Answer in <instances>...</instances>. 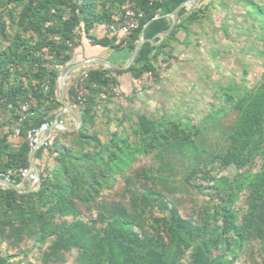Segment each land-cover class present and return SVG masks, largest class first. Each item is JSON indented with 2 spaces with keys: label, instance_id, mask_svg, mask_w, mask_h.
<instances>
[{
  "label": "trees",
  "instance_id": "trees-1",
  "mask_svg": "<svg viewBox=\"0 0 264 264\" xmlns=\"http://www.w3.org/2000/svg\"><path fill=\"white\" fill-rule=\"evenodd\" d=\"M129 1L143 18L123 45L115 36L97 38L92 32L112 23L124 0H0V177L20 183V174L30 169L33 131L53 122L62 108L58 76L83 36L91 45L124 49L130 56L158 4ZM217 1L224 5V0H201L148 58L125 70L84 66L87 77L79 97L68 78L65 98L82 124L57 130L37 151L38 190L20 193L0 185V264H20L8 252H24L27 242L36 247L41 264H63L73 251L75 264H230L219 254L224 245L257 243L264 251V66L261 80L250 88L237 82L220 87L228 104L224 112L233 111L235 120L222 130L219 149L207 151L199 143L217 115H208L206 126L186 128L179 120L139 113L134 121L125 117V126L123 117L118 120L105 108L121 74L158 80L160 65L174 57L177 34L189 37L191 26ZM246 3L264 19L263 3ZM257 53L264 57V48ZM101 106L106 124L117 120L104 140L92 131ZM64 122L75 124L71 116ZM16 130L19 141L12 142ZM147 156L153 161L149 167L134 168ZM230 166L246 171L217 176L216 169ZM118 178L125 183L124 194L106 199L104 192ZM181 189L207 196V205L182 214L174 196Z\"/></svg>",
  "mask_w": 264,
  "mask_h": 264
},
{
  "label": "rangeland",
  "instance_id": "rangeland-1",
  "mask_svg": "<svg viewBox=\"0 0 264 264\" xmlns=\"http://www.w3.org/2000/svg\"><path fill=\"white\" fill-rule=\"evenodd\" d=\"M253 1L264 5V0ZM191 30L192 34L184 37L185 41L174 43V57L168 65H160L158 80L154 81L148 75L133 82L130 73L121 74L123 89L120 86L114 87V97L105 108L111 110L110 115L116 116L114 118L121 120L123 117L125 126L129 125L126 118L134 121L139 113L153 119L164 117L179 120L186 128L206 126L210 123L208 115H217L219 120L205 132L199 142L209 151L219 149L224 144L222 130L235 120L233 111L224 112L228 104L219 92L220 87L237 82L250 88L261 80L264 57L257 51L264 48V19L254 16L246 0H224L223 6L217 1L209 15L193 24ZM182 36H185L183 31L180 32ZM244 69L246 75H243ZM105 108L101 106L99 109L92 128L102 140L106 139L109 129L112 130L117 121L106 124L103 113ZM11 141H19V137L14 135ZM152 162L151 156L142 157L134 164V168H147ZM176 168L181 169L178 164ZM243 171L246 169L234 166L215 170L217 176L230 178ZM133 179L137 185L138 181ZM124 192L125 183L118 178L114 187L103 195L108 200H118ZM174 196L182 214L206 206L208 202V197L202 193L187 192L184 189L177 191ZM239 206L243 207V201ZM1 247L5 251V243ZM22 248L24 252L17 253L16 249H12L8 253L16 254L14 260L20 264H41L36 247L31 242L22 245ZM219 254L223 256L224 262L230 264L264 263V251L260 250L257 243L243 245L241 248L234 243L231 248L224 245ZM75 257L76 252L73 251L67 255L63 264H75Z\"/></svg>",
  "mask_w": 264,
  "mask_h": 264
},
{
  "label": "crops",
  "instance_id": "crops-1",
  "mask_svg": "<svg viewBox=\"0 0 264 264\" xmlns=\"http://www.w3.org/2000/svg\"><path fill=\"white\" fill-rule=\"evenodd\" d=\"M188 0H156L158 7H157V15H162L161 18H158L154 21H152L144 31V41L138 51V54L136 56V59L138 58H148V56L152 53L154 50L156 44L162 40L161 36L163 33H165L171 26L173 17L171 16V13L178 8L177 12V19L179 20L187 11H189L191 8L185 4V2ZM181 32V31H180ZM180 32L177 34L178 41H185L184 37H180ZM184 33V32H183ZM93 36L97 38H102L106 34L110 35L107 31L106 25L97 26L93 32ZM185 35V34H184ZM126 50H122L120 52H115L112 49H109L108 47H102L99 45H91L89 40L82 37L80 44L75 47L73 51V63H77L83 60H86L91 57H102L104 59H107L111 62L117 63V64H124L125 61L129 58H127ZM127 58L126 60H124ZM135 59V60H136ZM93 64V63H92ZM90 65V64H89ZM87 66V65H86ZM82 73V71H81ZM126 74V73H123ZM80 74L78 73H72L69 78H71L74 82L77 80ZM121 77L123 75H120ZM120 76H118L119 80V86L123 89L122 80H120ZM127 80V79H126ZM133 80V79H132ZM135 82V80L133 81ZM124 91V90H123ZM58 119L60 121H67L69 119V115L64 113L62 115L58 116ZM50 123H42L36 129H34L33 133V139L35 140L36 144L39 140H41L44 137L45 130L49 127ZM18 142V141H17Z\"/></svg>",
  "mask_w": 264,
  "mask_h": 264
},
{
  "label": "water",
  "instance_id": "water-1",
  "mask_svg": "<svg viewBox=\"0 0 264 264\" xmlns=\"http://www.w3.org/2000/svg\"><path fill=\"white\" fill-rule=\"evenodd\" d=\"M200 1L201 0H188L185 2V4L188 5L191 9H193L196 7V5ZM177 12H178V8L175 9L171 13V16L173 17L172 24H171L170 28L165 33L162 34V36H161L162 39L165 38L169 34V32L172 30L173 26L178 22ZM161 17H162V15H156L151 20L147 21L144 24V26L142 27V29L140 31L139 39H138L132 53L130 54L129 58L125 61L124 64H117V63L111 62L107 59H104L102 57L95 56V57H91V58H88L86 60H83V61H80L77 63L68 64L65 68H63L61 70V72L59 73L57 82H58V99H59V102L62 104V108L58 112V115L56 116L54 121L51 122L49 127L45 130L44 137L41 140H39L37 142V144H35V146L31 150V152L29 154V158H28L29 163H30V169L29 170L32 171L36 177V186L30 187V188H24L19 183H14L8 179L0 177V185L1 186L12 188V189H14L20 193L36 191L39 189L40 184H41V176H40V169H39L38 164H37L36 159H35L37 151L42 146H44L46 144V142L52 137V135L57 130H64V129L76 130V129L80 128V126L82 124V119H81L80 115L77 113L75 108L66 101V98H65V85L67 83L69 76L74 71H76L77 69H79L83 66L92 64V63H99V64L103 65V67H105V68L122 69V70L129 68L135 62L138 51H139V49H140V47L144 41L145 28L152 21H154L158 18H161ZM64 113H66L72 117V119L74 120V123H75L73 126L67 124L66 122L60 121L58 119V116L62 115Z\"/></svg>",
  "mask_w": 264,
  "mask_h": 264
},
{
  "label": "built area",
  "instance_id": "built-area-1",
  "mask_svg": "<svg viewBox=\"0 0 264 264\" xmlns=\"http://www.w3.org/2000/svg\"><path fill=\"white\" fill-rule=\"evenodd\" d=\"M155 0H151L154 2ZM143 18V13L137 11L133 4L129 0H124L121 12L115 17L114 21L107 25V31L111 36H115L117 41H121L123 45L127 43L130 39L132 32L138 28L141 19ZM73 62L71 61L70 64ZM82 71V73H81ZM73 73L80 74L77 80H75V90L78 97L83 93V81L87 77L85 72V67H81L74 71ZM25 108V106H24ZM15 135L18 136V130H16ZM41 160H38L37 164H40ZM21 182L19 183L22 187H35L36 177L34 173L30 170L24 171L20 174Z\"/></svg>",
  "mask_w": 264,
  "mask_h": 264
}]
</instances>
